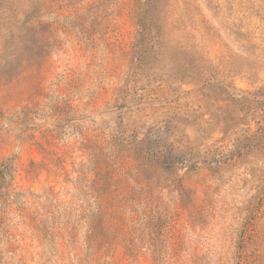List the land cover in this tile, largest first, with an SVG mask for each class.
Listing matches in <instances>:
<instances>
[{
	"label": "rangeland",
	"instance_id": "obj_1",
	"mask_svg": "<svg viewBox=\"0 0 264 264\" xmlns=\"http://www.w3.org/2000/svg\"><path fill=\"white\" fill-rule=\"evenodd\" d=\"M11 4L0 264H264V0Z\"/></svg>",
	"mask_w": 264,
	"mask_h": 264
},
{
	"label": "trees",
	"instance_id": "obj_2",
	"mask_svg": "<svg viewBox=\"0 0 264 264\" xmlns=\"http://www.w3.org/2000/svg\"><path fill=\"white\" fill-rule=\"evenodd\" d=\"M11 1H13V0H0V3L10 7V6H12ZM42 10H44L46 14H49L48 10H50V8L45 6L44 9H41L40 12H42ZM45 13H43V14L45 15ZM17 14L18 13H16V15ZM40 14H42V13H40ZM37 16H39V13L37 14ZM14 30H15V27H13V26L11 27L10 24L9 25H5V26L3 25V26H1V29H0L1 32H5V36H7L9 41H10V39H12V32ZM0 39H1V37H0ZM12 41H13V39L10 42H7V44L4 45V47H5L4 55H2V56L0 55V66L3 68V69H0V73H2V77L3 78L11 77L12 73H13L11 71V66L9 65L11 63V61H9V60H11L10 59V57H11L10 51H11ZM223 91H224V93H226L228 95H231L233 97L235 95V91L237 92V89L235 87H233V86L223 85ZM233 98L237 99V95H235V97H233ZM242 99H244V98H242ZM0 177H2V178L4 177V173L2 171L0 172Z\"/></svg>",
	"mask_w": 264,
	"mask_h": 264
}]
</instances>
